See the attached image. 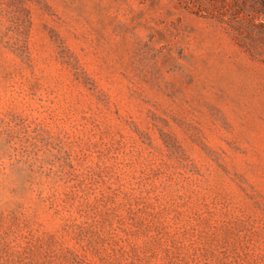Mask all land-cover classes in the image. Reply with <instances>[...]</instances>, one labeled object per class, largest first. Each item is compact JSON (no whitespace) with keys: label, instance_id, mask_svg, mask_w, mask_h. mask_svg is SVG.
Wrapping results in <instances>:
<instances>
[{"label":"rangeland","instance_id":"obj_1","mask_svg":"<svg viewBox=\"0 0 264 264\" xmlns=\"http://www.w3.org/2000/svg\"><path fill=\"white\" fill-rule=\"evenodd\" d=\"M0 264H264V0H0Z\"/></svg>","mask_w":264,"mask_h":264}]
</instances>
